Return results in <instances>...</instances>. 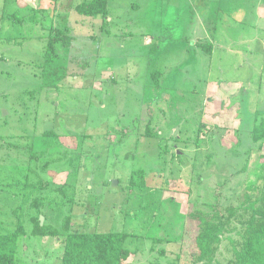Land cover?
I'll use <instances>...</instances> for the list:
<instances>
[{"label":"rangeland","instance_id":"rangeland-1","mask_svg":"<svg viewBox=\"0 0 264 264\" xmlns=\"http://www.w3.org/2000/svg\"><path fill=\"white\" fill-rule=\"evenodd\" d=\"M82 1L0 0V234L15 228L18 205L30 231L40 197L43 223L59 228L70 215L71 231L125 232L130 264L160 249L173 264L191 203H235L264 155L249 135L264 114V0H109L105 19L73 12ZM28 9L46 15L1 18ZM51 24L72 37L55 46L56 76L42 67ZM202 123L207 144L196 147ZM214 148L219 164L206 158ZM135 170L143 190L129 186ZM44 183L67 184L71 197ZM61 251L60 238L27 234L15 257L59 264Z\"/></svg>","mask_w":264,"mask_h":264},{"label":"trees","instance_id":"trees-1","mask_svg":"<svg viewBox=\"0 0 264 264\" xmlns=\"http://www.w3.org/2000/svg\"><path fill=\"white\" fill-rule=\"evenodd\" d=\"M8 1V0H5ZM109 0H84L72 7L73 12L84 17H102L106 18ZM18 11H13L5 17L12 23L20 22L23 19L35 22L36 15L44 17L45 10L28 9L25 15H17ZM72 37L69 35V28L63 29L54 27L51 24L46 42L44 45L42 67L51 76L58 74V69L52 65L57 57L56 45L68 47ZM201 49L203 53L209 55L212 46L210 43H200L196 49ZM151 79L157 84V72H151ZM53 89L54 86L49 85ZM254 125L249 131L252 146L259 151L264 145V114L256 112L254 114ZM203 129V130H202ZM207 129L205 133L204 130ZM210 127L203 123L196 130V147H202L207 144V133ZM201 134H203L201 136ZM44 139H57L53 131H44ZM145 136L150 137L148 130ZM236 148V147H235ZM214 155L207 156L219 164L221 156L215 157V154L221 152L214 148ZM222 157L229 159V153L223 152ZM174 157L179 158L175 153ZM33 156L30 155V159ZM46 170L44 166L42 168ZM254 180L246 182V188L243 189L235 203L224 204L220 202H193L190 210L185 214L184 227L176 243L179 252L175 254L173 264H264V155H259L256 169L253 173ZM144 172L135 170L129 178V186L139 190L144 189ZM40 189L52 190L64 198L66 191L70 188L67 184L55 188H48L47 183L40 184ZM68 192V191H67ZM29 200V198H28ZM40 197H35L30 206L35 208L36 212L28 221L32 224L31 230L27 232L24 228V220L18 218L22 216L20 205L13 210L17 213L15 228L6 234H0V264H17L15 257L18 240L20 237L31 235L40 237L60 238L62 251L59 257V264H124L129 258L131 252L125 247L126 240L131 236L125 232L98 233L94 231L80 232L71 231V216L66 215L62 218L59 228L50 226L45 222L39 225ZM70 200V199H69ZM51 205V204H50ZM155 243L164 242L163 239H152ZM226 253L224 260H217V254L223 242ZM167 242V241H166ZM153 251V248H151ZM158 258L165 256L164 249L157 251ZM155 259L149 264H161L159 259Z\"/></svg>","mask_w":264,"mask_h":264},{"label":"crops","instance_id":"crops-1","mask_svg":"<svg viewBox=\"0 0 264 264\" xmlns=\"http://www.w3.org/2000/svg\"><path fill=\"white\" fill-rule=\"evenodd\" d=\"M210 44H211V43H210ZM211 46H212V44H211ZM212 49H214V48L212 47ZM212 49H211V52H212ZM132 257H133V254H132V252H131L129 258L126 260V262H125L124 264H130V261H131Z\"/></svg>","mask_w":264,"mask_h":264},{"label":"water","instance_id":"water-1","mask_svg":"<svg viewBox=\"0 0 264 264\" xmlns=\"http://www.w3.org/2000/svg\"><path fill=\"white\" fill-rule=\"evenodd\" d=\"M114 184H117L116 181H113ZM43 224V216H39V225L41 226Z\"/></svg>","mask_w":264,"mask_h":264}]
</instances>
